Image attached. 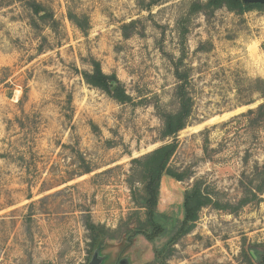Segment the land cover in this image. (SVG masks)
<instances>
[{
  "label": "rangeland",
  "instance_id": "374dc122",
  "mask_svg": "<svg viewBox=\"0 0 264 264\" xmlns=\"http://www.w3.org/2000/svg\"><path fill=\"white\" fill-rule=\"evenodd\" d=\"M29 1L50 19H37ZM197 2L0 0V264H88L89 224L106 231L104 264L258 263L264 9L191 13ZM96 64L129 102L86 83ZM179 85L190 117L164 140ZM169 143L178 179L162 178L158 212L180 221L196 185L211 200L171 245L178 222L152 243L131 232L144 219L137 162Z\"/></svg>",
  "mask_w": 264,
  "mask_h": 264
},
{
  "label": "trees",
  "instance_id": "16d2710c",
  "mask_svg": "<svg viewBox=\"0 0 264 264\" xmlns=\"http://www.w3.org/2000/svg\"><path fill=\"white\" fill-rule=\"evenodd\" d=\"M226 8L231 12L238 14L247 12L254 8L264 9V6L260 4H249L244 5L241 0H205L203 4L199 2L191 5L190 12L196 13L199 11H215ZM26 8L31 12L37 19L41 21H47L50 19L47 10L39 3L29 1L26 4ZM75 15L68 11V19L76 24ZM80 28V27H79ZM82 28V27H81ZM84 79L87 84L102 90L109 94L113 99L124 104L130 101V98L124 93L123 89L118 86L116 78L113 76H107L102 73L98 64L95 65L94 73L92 75H84ZM262 87L260 89V96L264 98V81H260ZM115 86L113 93L111 94L112 87ZM178 100V109L175 113L167 114L163 117V129L161 132L162 139H172L176 137L187 125V121L190 117V99L183 86L179 85L176 89V96ZM259 116L264 115V103L259 105L256 110ZM254 113L248 111V114ZM177 149L176 143L165 144L149 155H147L143 161L137 162L142 164L140 177L142 188L141 192L135 195V200L139 207L144 210V219L140 220L138 217L132 221L131 225L134 229L131 231L136 235H143L149 242H154L156 238L163 235L165 232V226L170 222H178V227L173 236L169 240V245L175 243L180 237L187 234L193 228L194 222L198 219V213L201 208L209 205L211 200L209 197L201 193L199 186H194L189 191L184 192L183 195V218L180 221L171 219L166 215H162L158 212V202L160 196V184L164 176H168L174 179L178 177L168 169L170 159L174 155ZM263 177L261 179L262 187L259 185L256 192H264V169L260 173ZM261 188V189H260ZM137 198V199H136ZM217 208L223 209L226 206H220L214 203ZM88 230L92 235L93 252L98 247H103L102 240L106 235V231L99 226L94 224L88 225ZM255 257L258 260L257 264H264V245L258 247V251L255 252ZM249 262H252L251 255H248Z\"/></svg>",
  "mask_w": 264,
  "mask_h": 264
},
{
  "label": "water",
  "instance_id": "95a60500",
  "mask_svg": "<svg viewBox=\"0 0 264 264\" xmlns=\"http://www.w3.org/2000/svg\"><path fill=\"white\" fill-rule=\"evenodd\" d=\"M244 5L249 4H260L264 6V0H241ZM102 248L98 247L92 254V257L88 264H104V257L100 256V250ZM117 264H126V261H120V263Z\"/></svg>",
  "mask_w": 264,
  "mask_h": 264
}]
</instances>
